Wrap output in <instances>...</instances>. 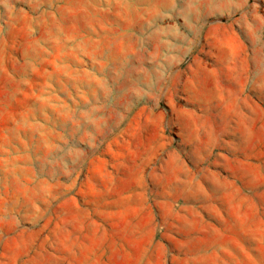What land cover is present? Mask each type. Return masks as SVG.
Here are the masks:
<instances>
[{
  "label": "rangeland",
  "instance_id": "obj_1",
  "mask_svg": "<svg viewBox=\"0 0 264 264\" xmlns=\"http://www.w3.org/2000/svg\"><path fill=\"white\" fill-rule=\"evenodd\" d=\"M0 264H264V0H0Z\"/></svg>",
  "mask_w": 264,
  "mask_h": 264
}]
</instances>
